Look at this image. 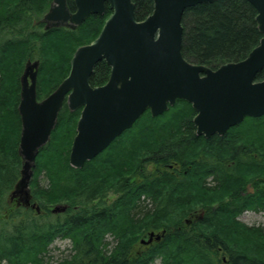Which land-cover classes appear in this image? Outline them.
Segmentation results:
<instances>
[{
	"label": "trees",
	"instance_id": "16d2710c",
	"mask_svg": "<svg viewBox=\"0 0 264 264\" xmlns=\"http://www.w3.org/2000/svg\"><path fill=\"white\" fill-rule=\"evenodd\" d=\"M51 1L0 0V264H46L56 237L71 245L70 254L56 264H150L156 258L162 264H264L263 228L237 220L245 210H264V196L258 192L239 194L264 173V161L248 159L252 149L257 157L264 155V117L246 120L227 135L203 139L194 133L191 106L176 100L159 116L144 112L106 149L75 169L68 154L80 110L70 112L64 103L32 168L29 188L32 201L42 202L39 212L9 198L22 164L17 106L25 62H39L36 96L45 98L67 76L76 48L94 40L110 14L105 7L104 15H92L74 29L45 30L38 21ZM132 2L137 20L153 9L152 0ZM66 3L73 11V0ZM255 16L246 0L187 8L181 18L183 58L210 69L244 59L262 37ZM93 70L90 85L104 84L106 63H96ZM263 79L264 68L255 76L256 81ZM244 156L246 160L240 158ZM39 176L46 181L41 187ZM209 178L213 182L207 186ZM224 192L230 198L223 201ZM110 193L116 197L108 201ZM60 201L65 211L43 214L42 206ZM187 206L205 211L191 233L184 222ZM150 232L162 233L160 240L135 252L138 239ZM107 235L114 242L110 249Z\"/></svg>",
	"mask_w": 264,
	"mask_h": 264
},
{
	"label": "water",
	"instance_id": "95a60500",
	"mask_svg": "<svg viewBox=\"0 0 264 264\" xmlns=\"http://www.w3.org/2000/svg\"><path fill=\"white\" fill-rule=\"evenodd\" d=\"M151 13L142 20L135 16L132 0H73V12L66 0H52L40 20L45 29H74L92 15L111 11L98 36L78 47L70 60L67 76L45 98H36L38 62L27 63L20 76V134L17 153L21 158L20 178L9 198L16 204H31L29 182L38 150L50 138L63 103L69 111L80 109L68 161L83 167L146 111L159 116L176 100L191 105L195 134L209 138L223 135L246 117L264 115V79L255 76L264 68V0H246L256 11L255 22L262 37L242 60L210 69L187 62L181 53L184 10L215 0H152ZM110 68L107 81L91 87L89 79L96 63ZM57 205L51 213H61ZM157 241L150 233L141 243Z\"/></svg>",
	"mask_w": 264,
	"mask_h": 264
},
{
	"label": "rangeland",
	"instance_id": "374dc122",
	"mask_svg": "<svg viewBox=\"0 0 264 264\" xmlns=\"http://www.w3.org/2000/svg\"><path fill=\"white\" fill-rule=\"evenodd\" d=\"M74 53V52H73ZM5 69L9 68L8 66H4ZM22 71V70H21ZM21 75V72L19 74V76ZM141 158V157H140ZM139 158V159H140ZM188 168V166H187ZM264 176V173L260 174L259 176H256L254 178H252L251 180L253 181H248L246 184H249L250 190L255 192L253 195H256L257 192L256 191H264V179H262V177ZM250 178V176L248 177V179ZM258 178V179H255ZM38 184L39 186H43L44 184H46L45 179L42 176L38 177ZM258 189V190H256ZM30 190V188H29ZM30 195H32V190L30 191ZM200 196H202L201 194H198ZM116 197V194H108L107 199L108 201L113 200ZM230 198V194L229 192H224L223 197H221L220 200H227ZM200 200H204V197H199ZM259 202H261L260 200H257ZM38 207L42 205V202H39L35 199H33V201ZM61 202L64 201H60L59 203H53V204H48L46 203V206H42L43 208H45L46 210H43V214L49 212L53 207L60 205ZM194 203H196L194 201ZM217 202H213L212 205H216ZM202 208V207H200ZM51 218V217H50ZM52 219V218H51ZM187 220V217L184 219V221ZM237 220L239 222H241L242 224H244L247 227H260L263 228V232H264V210H262L261 206H258L256 209H248L245 210L243 212H241L238 216H237ZM148 239V235L147 234H143L142 237H140L137 241V244L134 247L135 252H139L140 250L144 249L145 246L150 245L151 243H153L154 241H156L154 239V237L151 239V242L148 243V245L141 243L142 240H147ZM160 240V239H159ZM157 240V241H159ZM105 242L108 243V248L110 249L113 245L114 242H112V239L110 236H106L105 237ZM70 242L66 239H62L59 237L54 238V240L52 241V243L49 245L48 247V252L46 254V264H56L58 261H60L61 259L65 258L66 256H68L70 254ZM150 264H162L161 260L159 258H156L152 263Z\"/></svg>",
	"mask_w": 264,
	"mask_h": 264
},
{
	"label": "flooded vegetation",
	"instance_id": "af4514ba",
	"mask_svg": "<svg viewBox=\"0 0 264 264\" xmlns=\"http://www.w3.org/2000/svg\"><path fill=\"white\" fill-rule=\"evenodd\" d=\"M43 28L45 29V24L43 25ZM48 29H50V28H48ZM27 63H29V61H27V62H25V64H24V67H25V65L27 64ZM23 71V70H22ZM92 72H95L94 70H92ZM108 72H110V68H109V70H108ZM96 86H100V85H94V86H91V87H96ZM261 117H264V115L263 116H261ZM261 117H257V118H261ZM257 118H251V117H246V118H244L243 119V121L241 122V123H239L238 125H236V126H239L240 124H242V123H244L246 120H251V119H257ZM194 126V125H193ZM236 126H233V127H230L223 135H227V133L229 132V130H231L232 128H234V127H236ZM195 128V127H194ZM194 133H195V129H194ZM223 135H221V136H223ZM197 136V135H196ZM212 136H217V137H220V136H218V135H212ZM212 136H210V137H212ZM198 137H202L203 139H209V138H205V137H203V136H198ZM254 149H252L251 150V152H252V154H251V158H248L250 161H253V162H255V161H264V155H258L259 157H257V154L256 153H254V151H253ZM250 151V150H249ZM241 159H244V160H246L247 158L244 156V157H240ZM170 168H171V166H170ZM212 178V177H211ZM211 178H209V179H207V181H206V185L207 186H209V184L208 183H212L213 181H212V179ZM256 190H258V189H256ZM256 192H258V194L259 195H262V196H264V191L262 190L261 192L260 191H256ZM254 194L255 192H253V191H251L250 190V187H249V184H245V186H244V191H240V195L241 196H244V195H246V194ZM235 194V196H237V194L236 193H234ZM192 200L190 199V198H188L187 197V204H189L190 202H191ZM192 204H193V202H192ZM205 217V211H204V209L203 208H200V207H196V208H192V207H188L187 206V220L186 221H184L185 222V224H187V227H188V232L189 233H191L192 232V230H193V228L199 223V222H201L202 220H203V218ZM223 261H224V259H223Z\"/></svg>",
	"mask_w": 264,
	"mask_h": 264
}]
</instances>
